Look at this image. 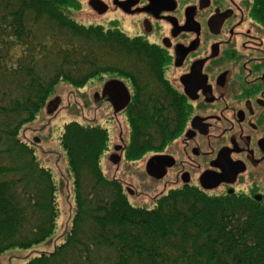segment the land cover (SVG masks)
<instances>
[{
    "label": "trees",
    "instance_id": "trees-1",
    "mask_svg": "<svg viewBox=\"0 0 264 264\" xmlns=\"http://www.w3.org/2000/svg\"><path fill=\"white\" fill-rule=\"evenodd\" d=\"M70 8L77 3L0 0V256L54 232L53 176L20 134L58 84L83 88L107 75L125 83L127 163L144 164L181 130L184 110L160 75L158 49L114 28L84 26ZM59 139L72 176L71 225L52 253L26 264H264V207L189 186L155 196L142 190L149 206L132 204L124 183L100 167L107 130L72 122Z\"/></svg>",
    "mask_w": 264,
    "mask_h": 264
},
{
    "label": "flooded vegetation",
    "instance_id": "flooded-vegetation-1",
    "mask_svg": "<svg viewBox=\"0 0 264 264\" xmlns=\"http://www.w3.org/2000/svg\"><path fill=\"white\" fill-rule=\"evenodd\" d=\"M73 1L79 14L158 49L160 75L184 110L179 134L146 158L164 156L165 176L146 175L131 197L189 186L264 207V0H96L97 12L91 0ZM112 94L120 100L118 88ZM128 105L114 115L124 118L120 157Z\"/></svg>",
    "mask_w": 264,
    "mask_h": 264
},
{
    "label": "rangeland",
    "instance_id": "rangeland-1",
    "mask_svg": "<svg viewBox=\"0 0 264 264\" xmlns=\"http://www.w3.org/2000/svg\"><path fill=\"white\" fill-rule=\"evenodd\" d=\"M77 5L78 10L70 8L67 12L78 23L84 26L99 25L109 29L107 23L101 25V22H97L94 17L86 14V12L79 14V10L83 9L84 6ZM108 79H112V76L107 75L103 79H92L83 88H73L66 83L58 84L50 95L48 104L33 122L23 128L20 138L35 145L37 161L49 169L53 176L56 186L58 215L54 232L48 239L27 249L6 251L0 256V264H26L31 257L42 253H52L55 246L62 242L71 225L74 212L72 176L68 169L65 151L59 139L66 124L74 122L80 125H96L107 130L109 150L100 159V167L103 173L109 178H115L130 185H138L144 181L146 176L145 163L132 164L123 161L117 167L111 164L110 155L113 154V150L121 146L120 138H124L118 127V121L123 126L124 118L121 115L114 116L108 99L104 97L103 84ZM122 130L125 131L124 128ZM114 154L118 155L117 151ZM130 187L134 189V187ZM172 188L174 187L169 189ZM144 191L151 192L153 189L146 188ZM155 192L157 195V191ZM208 195L223 197L215 193ZM135 201L132 197L131 203L134 204ZM149 204L150 201L145 199L143 205L149 206Z\"/></svg>",
    "mask_w": 264,
    "mask_h": 264
},
{
    "label": "water",
    "instance_id": "water-1",
    "mask_svg": "<svg viewBox=\"0 0 264 264\" xmlns=\"http://www.w3.org/2000/svg\"><path fill=\"white\" fill-rule=\"evenodd\" d=\"M88 5L94 11H96V12L98 11V5H97L96 0L89 1ZM116 88H118L119 94L121 96V98H120L121 101L116 99L117 96L115 94H112V90L114 91ZM103 93H104V96L105 95H109L108 103L112 107L114 115H116L121 110H123V108L130 101V96H129L128 90L125 87V85H123V83L120 82V81H108L107 83H105L104 86H103ZM123 149H124V147H123ZM123 149H121V153H122ZM117 150L118 149H115L114 151L116 152ZM110 156H111V164L112 165L116 166V165H118L120 163L122 156L120 157V156L115 155V154H111ZM145 164H146L145 165V173H146V175L148 177H150V178L155 179V180L162 179L165 176V174H166V168L169 167V166L164 165V156L151 157L150 159L145 160ZM219 182H221L220 179L217 180V183L212 188L216 187L217 184H219ZM123 183H126V182H123ZM130 186H134V185H130ZM212 188L211 187H206L207 190H210ZM134 189H135V187H134ZM126 192H127L128 196L130 195V197H131V195L134 194V191L132 190L131 187H128ZM151 193H152V196L156 195L155 191L151 192ZM158 193L159 192H157V194ZM138 194H136V196L133 197L135 200L138 199Z\"/></svg>",
    "mask_w": 264,
    "mask_h": 264
}]
</instances>
